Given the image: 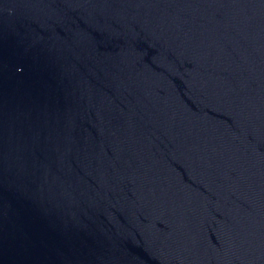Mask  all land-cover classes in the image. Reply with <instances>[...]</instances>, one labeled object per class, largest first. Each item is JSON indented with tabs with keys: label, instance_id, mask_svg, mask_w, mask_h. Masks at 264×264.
<instances>
[{
	"label": "water",
	"instance_id": "water-1",
	"mask_svg": "<svg viewBox=\"0 0 264 264\" xmlns=\"http://www.w3.org/2000/svg\"><path fill=\"white\" fill-rule=\"evenodd\" d=\"M0 264H264V0H0Z\"/></svg>",
	"mask_w": 264,
	"mask_h": 264
}]
</instances>
